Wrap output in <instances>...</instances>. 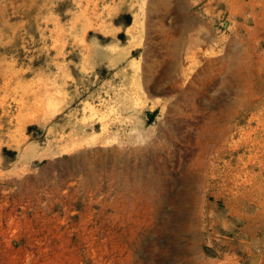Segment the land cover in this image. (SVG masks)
<instances>
[{"label": "rangeland", "instance_id": "obj_1", "mask_svg": "<svg viewBox=\"0 0 264 264\" xmlns=\"http://www.w3.org/2000/svg\"><path fill=\"white\" fill-rule=\"evenodd\" d=\"M0 264H264V0H0Z\"/></svg>", "mask_w": 264, "mask_h": 264}, {"label": "water", "instance_id": "obj_2", "mask_svg": "<svg viewBox=\"0 0 264 264\" xmlns=\"http://www.w3.org/2000/svg\"><path fill=\"white\" fill-rule=\"evenodd\" d=\"M148 116H150V114H148Z\"/></svg>", "mask_w": 264, "mask_h": 264}]
</instances>
